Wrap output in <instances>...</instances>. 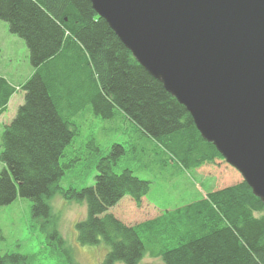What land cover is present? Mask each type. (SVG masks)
Masks as SVG:
<instances>
[{
  "label": "trees",
  "instance_id": "16d2710c",
  "mask_svg": "<svg viewBox=\"0 0 264 264\" xmlns=\"http://www.w3.org/2000/svg\"><path fill=\"white\" fill-rule=\"evenodd\" d=\"M0 21L24 41L33 69L19 88L24 101L1 137L0 207L19 195L32 202V216L49 219L48 201L56 192L88 199L99 215L75 223L77 241L82 246L104 243L102 264H139L146 253L163 264H264V203L232 167L224 179L220 176L218 190L157 212L145 200L149 182L128 169L114 172L125 151L113 144L95 163L102 179L90 191L61 190L66 171L88 153L71 146L78 133L77 109L86 103L105 120L119 111L184 168H215L217 161H225L88 0H0ZM16 91L0 76V117ZM114 200L124 206L111 205ZM52 238L59 240L56 233ZM32 258L4 254L0 264H30Z\"/></svg>",
  "mask_w": 264,
  "mask_h": 264
},
{
  "label": "water",
  "instance_id": "95a60500",
  "mask_svg": "<svg viewBox=\"0 0 264 264\" xmlns=\"http://www.w3.org/2000/svg\"><path fill=\"white\" fill-rule=\"evenodd\" d=\"M264 203V0H88Z\"/></svg>",
  "mask_w": 264,
  "mask_h": 264
},
{
  "label": "rangeland",
  "instance_id": "374dc122",
  "mask_svg": "<svg viewBox=\"0 0 264 264\" xmlns=\"http://www.w3.org/2000/svg\"><path fill=\"white\" fill-rule=\"evenodd\" d=\"M32 73L24 41L13 36L8 25L0 21V76L6 78L17 90L8 110L0 117V152L4 128L24 101V94L19 88ZM77 110L78 133L71 146L83 148L88 153L80 160L79 165L67 170L60 180L59 186L63 191L71 188L79 191L84 187L90 191L102 179L96 172L95 163L98 158L110 152L113 144L122 145L125 151L114 167V172L120 173L128 169L138 179L149 182L145 200L157 212L175 210L218 190L220 176L224 179L228 171L232 170L222 161H217L215 168H184L119 111L114 110L113 118L105 120L100 115H95L88 103ZM3 168L4 165L0 162V172ZM216 168H221L220 174L212 171ZM123 202L114 200L111 205L117 203L121 207L124 206ZM31 204L30 200L17 195L11 204L0 207V256L13 253L33 256L30 264H102L107 252L104 243L82 246L77 241L75 223L84 220L88 214L99 215L93 213L88 199L77 201L56 192L48 201L51 213L49 219L32 216ZM117 213H122L121 208ZM54 233L59 240L52 238ZM139 264L163 263L159 257L146 253Z\"/></svg>",
  "mask_w": 264,
  "mask_h": 264
},
{
  "label": "crops",
  "instance_id": "0c3cea01",
  "mask_svg": "<svg viewBox=\"0 0 264 264\" xmlns=\"http://www.w3.org/2000/svg\"><path fill=\"white\" fill-rule=\"evenodd\" d=\"M12 97H13V96H12ZM11 99H12V98H11ZM11 99H10V101H11ZM9 104H10V102H9ZM9 104H8V105H9Z\"/></svg>",
  "mask_w": 264,
  "mask_h": 264
}]
</instances>
